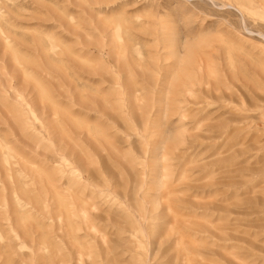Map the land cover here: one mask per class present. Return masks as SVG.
I'll use <instances>...</instances> for the list:
<instances>
[{"label":"rangeland","instance_id":"rangeland-1","mask_svg":"<svg viewBox=\"0 0 264 264\" xmlns=\"http://www.w3.org/2000/svg\"><path fill=\"white\" fill-rule=\"evenodd\" d=\"M0 264H264V0H0Z\"/></svg>","mask_w":264,"mask_h":264}]
</instances>
